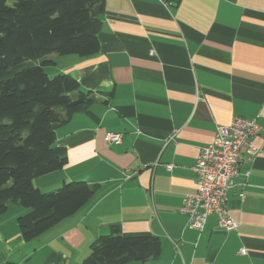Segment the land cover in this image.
<instances>
[{"label": "crops", "instance_id": "0c3cea01", "mask_svg": "<svg viewBox=\"0 0 264 264\" xmlns=\"http://www.w3.org/2000/svg\"><path fill=\"white\" fill-rule=\"evenodd\" d=\"M98 40L97 52L69 54L55 70L94 100L55 128L63 167L32 182L43 191L69 180L99 188L29 241L17 223L28 208L11 204L0 214V264H81L113 224L160 241L156 257L125 264H264V0H104ZM238 115L261 127L251 138L257 153L227 192L238 227L226 232L210 214L199 232L179 210L196 191L191 167ZM107 132L121 141L108 143Z\"/></svg>", "mask_w": 264, "mask_h": 264}, {"label": "trees", "instance_id": "16d2710c", "mask_svg": "<svg viewBox=\"0 0 264 264\" xmlns=\"http://www.w3.org/2000/svg\"><path fill=\"white\" fill-rule=\"evenodd\" d=\"M103 12L104 0H0V214L11 204L28 208L17 218L26 241L81 210L99 188L69 180L43 191L32 179L63 167L67 155L55 128L94 100L73 75L50 76L44 66L54 61L46 56L97 52ZM159 251L156 236L113 224L81 264L145 261Z\"/></svg>", "mask_w": 264, "mask_h": 264}, {"label": "built area", "instance_id": "2783aa9c", "mask_svg": "<svg viewBox=\"0 0 264 264\" xmlns=\"http://www.w3.org/2000/svg\"><path fill=\"white\" fill-rule=\"evenodd\" d=\"M260 130L255 119L233 116L229 124L217 127L208 145L199 149L191 167L195 174L196 191L184 194L179 208L190 227L202 231L210 214L216 215L218 225L226 232L238 227L227 207V192L233 185L241 161L250 160L257 153L251 138ZM105 141L119 143L121 136L107 132ZM171 166L166 165L168 169ZM240 252L245 253V250Z\"/></svg>", "mask_w": 264, "mask_h": 264}, {"label": "rangeland", "instance_id": "374dc122", "mask_svg": "<svg viewBox=\"0 0 264 264\" xmlns=\"http://www.w3.org/2000/svg\"><path fill=\"white\" fill-rule=\"evenodd\" d=\"M53 58V60H55V61H58V64L57 65H46V72L51 76V75H53V74H55V70L59 67V66H61V65H63L65 62H66V60H65V57H67V55H58V54H56V53H51V54H49V55H47L46 56V58Z\"/></svg>", "mask_w": 264, "mask_h": 264}]
</instances>
